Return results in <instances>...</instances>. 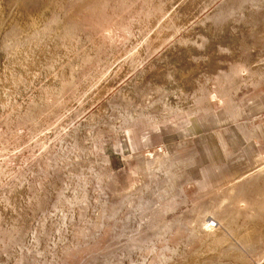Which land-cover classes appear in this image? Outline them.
I'll return each instance as SVG.
<instances>
[{
	"label": "rangeland",
	"instance_id": "374dc122",
	"mask_svg": "<svg viewBox=\"0 0 264 264\" xmlns=\"http://www.w3.org/2000/svg\"><path fill=\"white\" fill-rule=\"evenodd\" d=\"M262 82L264 0H0V264H264Z\"/></svg>",
	"mask_w": 264,
	"mask_h": 264
},
{
	"label": "crops",
	"instance_id": "0c3cea01",
	"mask_svg": "<svg viewBox=\"0 0 264 264\" xmlns=\"http://www.w3.org/2000/svg\"><path fill=\"white\" fill-rule=\"evenodd\" d=\"M238 89L229 90L232 92V101H228L229 109L225 105L224 109L216 110L217 112L212 114V126H222V130H219L222 134L223 130L228 131L227 127L230 128L229 131L235 128L238 136L243 138L241 152L250 160L262 163L264 162V82L257 86L250 83L249 87H243L241 91ZM232 131L230 134L237 137ZM238 162L240 165L249 166L246 159L240 158Z\"/></svg>",
	"mask_w": 264,
	"mask_h": 264
}]
</instances>
